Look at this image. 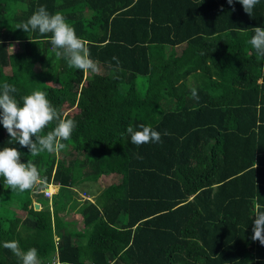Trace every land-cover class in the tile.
Returning a JSON list of instances; mask_svg holds the SVG:
<instances>
[{"label":"trees","instance_id":"obj_1","mask_svg":"<svg viewBox=\"0 0 264 264\" xmlns=\"http://www.w3.org/2000/svg\"><path fill=\"white\" fill-rule=\"evenodd\" d=\"M41 5L64 15L98 73L56 60L50 34L17 28ZM259 26L264 0L252 15L227 0H0V84L18 100L44 91L77 121L64 149L36 156L0 125V147L41 175L23 192L0 183V264H20L3 247L13 240L41 264H264L251 239L264 209V59L247 43ZM140 125L160 141L131 143ZM84 187L95 200L79 227L60 205Z\"/></svg>","mask_w":264,"mask_h":264},{"label":"clouds","instance_id":"obj_2","mask_svg":"<svg viewBox=\"0 0 264 264\" xmlns=\"http://www.w3.org/2000/svg\"><path fill=\"white\" fill-rule=\"evenodd\" d=\"M261 2L262 0H227L229 5L241 4L249 15L253 14L255 7ZM17 28L41 36L50 34V44L56 60L62 59L68 68L99 72V66L91 58L84 39L76 34L75 29L66 22L61 12L50 13L44 5H41ZM247 43L255 50L258 59H264V26L252 29ZM16 94L15 85L0 84V125L9 134V140L26 147L33 156L42 152L56 153L64 149L63 141L70 138L77 121L62 118L44 91L32 90L29 94L21 96L19 100ZM192 95H196L195 89ZM50 123H54L52 130L41 134ZM138 127L139 130L135 131L132 128L127 129L131 143L140 145L160 141L161 133L151 126ZM22 154L13 146L0 147V177H2L0 183L6 184L10 190L20 192L33 189L41 181L40 170L31 161L21 162ZM49 185H54V191L56 187L58 190L56 184ZM253 216L255 219L252 220L251 239L258 240L264 245V209L256 210ZM3 247L10 249L19 258L20 264H41L37 249L34 247L21 250L14 240L5 241Z\"/></svg>","mask_w":264,"mask_h":264},{"label":"rangeland","instance_id":"obj_3","mask_svg":"<svg viewBox=\"0 0 264 264\" xmlns=\"http://www.w3.org/2000/svg\"><path fill=\"white\" fill-rule=\"evenodd\" d=\"M89 74V73H87ZM120 181V178L118 176H116L113 179L114 184L118 183ZM49 184L45 185L44 187L39 189L40 193H44L43 196L46 198L45 192L44 190L49 188L48 186ZM104 187L98 183H94V185L91 186V189H93L97 194L100 193V191H102ZM92 190L87 189L86 187H84V189H77V192L80 194L79 198L74 200L72 203L68 204V205H60V209H61V216H64L66 220H75L78 222L79 227L82 225L80 223V221L82 220L80 213L77 211L80 209V207L82 206V203L86 202L87 200H89L90 202H94L95 197L93 195H90V192ZM55 192L57 193V187L55 188ZM55 194V193H54ZM54 194L52 196H54ZM53 198V197H52ZM52 198H49L50 200H52ZM36 205L39 206V204L37 203ZM59 206L54 205L52 202H50V211L51 213L54 212V210L56 208H58Z\"/></svg>","mask_w":264,"mask_h":264},{"label":"built area","instance_id":"obj_4","mask_svg":"<svg viewBox=\"0 0 264 264\" xmlns=\"http://www.w3.org/2000/svg\"><path fill=\"white\" fill-rule=\"evenodd\" d=\"M44 192L47 197H51L55 193L54 185H49V188L45 189Z\"/></svg>","mask_w":264,"mask_h":264},{"label":"water","instance_id":"obj_5","mask_svg":"<svg viewBox=\"0 0 264 264\" xmlns=\"http://www.w3.org/2000/svg\"><path fill=\"white\" fill-rule=\"evenodd\" d=\"M36 208L39 209L38 205H36Z\"/></svg>","mask_w":264,"mask_h":264},{"label":"crops","instance_id":"obj_6","mask_svg":"<svg viewBox=\"0 0 264 264\" xmlns=\"http://www.w3.org/2000/svg\"><path fill=\"white\" fill-rule=\"evenodd\" d=\"M7 69H9V68H7ZM35 201H36V199H35ZM39 206L41 207V205L39 204Z\"/></svg>","mask_w":264,"mask_h":264}]
</instances>
